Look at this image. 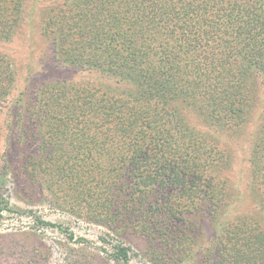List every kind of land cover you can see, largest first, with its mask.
I'll return each mask as SVG.
<instances>
[{"label": "trees", "instance_id": "obj_1", "mask_svg": "<svg viewBox=\"0 0 264 264\" xmlns=\"http://www.w3.org/2000/svg\"><path fill=\"white\" fill-rule=\"evenodd\" d=\"M33 1L47 2L40 32L52 60L96 79L42 82L11 100L25 176L106 226L117 237L107 256L121 264L138 255L118 240L128 234L153 264H264V0ZM25 9L0 0L1 41L24 27ZM18 78L0 52V110ZM258 98L238 191L231 144ZM248 193L254 209L243 212Z\"/></svg>", "mask_w": 264, "mask_h": 264}, {"label": "rangeland", "instance_id": "obj_2", "mask_svg": "<svg viewBox=\"0 0 264 264\" xmlns=\"http://www.w3.org/2000/svg\"><path fill=\"white\" fill-rule=\"evenodd\" d=\"M46 4L44 1L34 3L33 0H26L25 10L29 17L24 27L12 41L0 40V52L5 53L19 70L13 95L0 110V207L8 205L11 208L3 210L0 217V264H121L107 256L113 252L117 237L108 233L106 226L87 221L63 204H55L21 170L24 159L17 140L18 130L10 126L11 115L7 111L11 100L24 88L28 87L32 92L42 82L96 79L93 75L60 66L52 60L50 46L40 32ZM261 112V98H258L240 140L231 144L235 163L229 175L238 191L246 190L248 184L246 150ZM189 120L197 128L208 130L198 117L193 116ZM241 142L243 145H240ZM246 197V201L241 202L243 212L254 209L250 194ZM33 213L47 222L61 225L66 231L39 224ZM213 229L206 226L207 238L214 234ZM69 232L74 234L72 241L69 240ZM80 238L86 241L81 242ZM118 240L138 254L133 255L128 264H153L146 256L147 243L142 237L128 234Z\"/></svg>", "mask_w": 264, "mask_h": 264}]
</instances>
